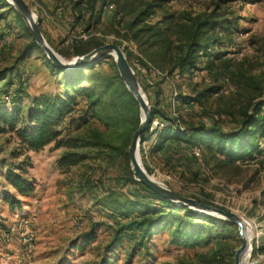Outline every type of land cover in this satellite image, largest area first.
<instances>
[{
  "label": "rangeland",
  "instance_id": "obj_1",
  "mask_svg": "<svg viewBox=\"0 0 264 264\" xmlns=\"http://www.w3.org/2000/svg\"><path fill=\"white\" fill-rule=\"evenodd\" d=\"M26 1L37 19L41 17L44 36L55 52L67 50L69 40L74 37H87L79 24L73 25L68 0ZM147 2L155 5L147 23L165 19L171 25V30L165 31V36L173 41L166 62H159L164 48L148 50L156 59L153 60L146 55L148 51L143 52L144 45L131 38L128 24ZM108 3L112 6L106 7L96 35L103 44L119 43L122 50L130 52L129 63L149 105L154 104L170 116L178 117L181 126L204 123L229 129L235 126L245 102L264 87V0H108ZM157 3L161 5L156 6ZM12 7L7 0H0V35L8 37V41H0V68L13 65L20 76H13L14 85L7 87L6 92L5 80H1L0 96L12 97L23 75L24 91L21 96L16 95L15 105L24 113L30 96L53 93L63 87L61 75L54 74L48 67L43 50L28 47L31 33ZM206 17L217 20L214 24L219 20L224 25L230 22V30L218 26L208 33L210 40L220 38L209 53L215 57L219 51L221 59L215 58L214 66L207 68L209 55L204 54L198 57L192 73L181 75L175 68L169 74L174 62L171 57L178 55L176 40L185 36L196 20ZM147 63L166 75L153 76ZM110 72V59H106L85 73ZM213 86L219 90L207 92L198 101L181 103L180 98H176V94L193 97ZM4 104L3 98L0 99V105ZM85 108L86 103L80 99L75 111L61 123L65 137H76L84 132L82 120H78L77 125L70 120L83 115ZM94 121L90 116L88 125H94ZM157 121H162L160 116H155L153 126ZM96 124L106 139L120 142L123 123L116 132L98 121ZM19 145L14 131L0 132V264H216L213 254L220 246L240 242L236 232H227L226 237L220 239L215 237L211 227L212 235L205 242L182 246L172 242L171 227L167 226L152 236L147 247L132 250L134 241L123 237L107 249L112 238L113 218L106 216L103 199L109 188L122 193L130 188L120 185L122 158L112 160L105 153L96 156V151L92 150L86 160L62 169L57 161L67 151L65 146L50 143L38 151L18 154ZM259 148L264 149V137L259 139ZM80 151L87 153L86 149ZM13 152L17 154L12 155ZM165 153L143 156L140 152L147 174L173 191L206 199L211 205L241 216L250 242L243 259L247 264H264V253L253 252L264 241V150L260 155L256 153L228 164L221 163V156L213 157L205 151L196 157L190 148L177 142H172ZM19 163L23 170L16 168ZM10 165L34 183L32 193L20 195L12 187L6 178ZM2 193L20 199V208L11 210L2 199ZM92 235L94 239L87 243L85 240ZM25 237L31 240L26 242Z\"/></svg>",
  "mask_w": 264,
  "mask_h": 264
},
{
  "label": "trees",
  "instance_id": "obj_2",
  "mask_svg": "<svg viewBox=\"0 0 264 264\" xmlns=\"http://www.w3.org/2000/svg\"><path fill=\"white\" fill-rule=\"evenodd\" d=\"M68 2H71L73 25L79 24L87 37H74L69 40L70 45L67 50L56 51L63 56H79L103 44L96 35V30L97 25L102 21L106 7L111 3H108V0H68ZM157 4L156 6L161 5V3ZM154 6L152 2H147L137 12L135 18L129 22L128 28L131 38L140 41L141 46L144 45L143 52L145 54L154 47L164 48L159 62H166L170 56L169 51L173 41L170 37L165 36V31L171 30V25L165 19L154 23L146 22L154 14ZM12 9L16 16L23 20L13 7ZM38 20L42 33L46 35L41 27V17ZM216 21L209 17L198 19L191 25L192 28L185 36H179L176 40L178 55H175L174 58L171 57L174 62L168 71L169 74L175 68L181 75L192 73L196 69L198 57L204 54L211 57L208 56L207 68L214 66L215 58L221 59V52L217 51L214 54L215 57L209 53V50L219 43L220 38L214 37L210 40L208 33L218 26L230 30V22L224 25L219 20L217 24H214ZM160 24L163 25L160 26ZM3 37L0 35V41L3 40ZM117 44L119 45V43ZM29 46L40 48L32 37ZM123 51L129 61L130 52L124 49ZM146 55L156 60L150 51ZM44 58L52 72L61 75L60 82L63 89L53 93L30 96L29 103L22 113L15 105L16 95L21 96L24 91L25 80L21 75L19 85L15 89L16 93L12 97L10 96V103L4 101L5 104L10 106L13 103L14 106L0 105V132H15L20 143L19 149L17 148V152L20 150L18 154L30 150L38 151L50 143H54L56 147L65 146L67 151L62 153L57 161L58 166L62 169H67L86 160L89 156L88 153L92 150L96 151V156L105 153L112 160L118 157L122 158L120 185L130 186V188H127L124 193L109 188L103 199L106 216L113 218L112 238L106 245L107 249L116 242L122 241L123 237L134 241L132 250L143 245L147 247L152 236L167 226L171 227L172 242L182 246L205 242L212 235L211 227L214 229L215 237L224 239L227 232L233 231L236 232L237 238L235 223L194 211L185 205L173 203L136 179L131 170L127 150L133 132L140 122V111L136 99L120 77L113 57L102 59H110L111 72L109 74L85 73L92 71L102 60L83 68L59 70L46 56ZM150 65L156 67L147 63V67ZM14 75L19 77L20 73L13 65L0 68V81L5 80L4 92L7 87L14 85ZM84 82L87 83L84 84ZM218 90L217 86H213L193 97L177 94L176 98H180L181 103L198 101L201 96H206L207 92H217ZM0 99H2L1 96ZM80 99L86 103L84 114H80L76 118L72 117L70 121L77 125L78 120H82L81 126H85L84 132L76 137H65L60 125L75 111ZM150 107V121L148 127L142 132L140 140V152L143 156L165 155L167 147L172 142L183 144L190 149L200 147L201 155L204 151L213 157L219 155L223 158L221 163L225 164L244 160L247 157L255 156L256 153L260 155L264 150L259 148V139L264 137V87L258 95L245 102L238 114L239 118L235 120V126L229 129L204 123H188L186 126H181L178 117L170 116L154 104H151ZM90 110H93L94 113ZM90 116L113 132L121 128V123H123L126 127L123 126V132L119 133L120 142L117 144L106 139L99 130L96 121H94V125H88ZM155 116H160L162 121H157L153 126ZM144 144H147V149ZM81 148L86 149L87 153L80 151ZM14 152L12 155L17 154ZM10 164L13 166L12 162ZM11 165L6 172L9 183L20 195L32 193L35 189L34 183L12 169ZM145 167L148 169L147 165ZM16 168L23 170L20 163L16 165ZM179 193L186 196L183 192L179 191ZM1 197L11 210L20 208V199L9 193H2ZM199 200L210 204L206 199ZM0 226H2L1 223ZM93 239L94 235L88 236L85 241L89 243ZM262 242L260 246L254 248V253L258 251L264 253V241ZM239 245L240 242L236 245L232 244V246H220L213 254V260L217 262L216 264H233L234 251ZM226 256L227 260H225Z\"/></svg>",
  "mask_w": 264,
  "mask_h": 264
},
{
  "label": "water",
  "instance_id": "obj_3",
  "mask_svg": "<svg viewBox=\"0 0 264 264\" xmlns=\"http://www.w3.org/2000/svg\"><path fill=\"white\" fill-rule=\"evenodd\" d=\"M7 2H9L21 15L34 41L43 50L51 63L59 70H74L83 68L85 66L95 64L97 61L106 57H113L119 75L125 83L126 88L136 99L140 111V122L138 127L133 132L132 139L127 150L131 170L136 179L145 184L152 191L166 197L173 203L185 205L194 211L235 223L237 226L238 237L240 239V245L234 251L233 264H247V261H244L243 259V255L245 252L249 251L250 242L244 233V220L241 216L232 211L207 204L196 198L184 196L179 192L173 191L169 187L160 183L158 180L152 179L144 169L140 158V140L142 132L148 127V123L150 121V105L123 50L118 45L108 42L93 48L83 55L74 56L71 59H65L60 54L55 52L47 43V40L39 27L40 22L26 0H7Z\"/></svg>",
  "mask_w": 264,
  "mask_h": 264
},
{
  "label": "built area",
  "instance_id": "obj_4",
  "mask_svg": "<svg viewBox=\"0 0 264 264\" xmlns=\"http://www.w3.org/2000/svg\"><path fill=\"white\" fill-rule=\"evenodd\" d=\"M111 6H112V5H110V7H111ZM82 37H83V38H86V36H83V35H82ZM3 41H4V42L8 41V37H6V36L3 37ZM149 69H150V71H151V74H152L153 76H155V77H162V76L166 75V73H165L164 71H162L161 69H159V68H157V67H154V66H152V65H150ZM176 95H177V94H176ZM2 98H3V100H4L6 103H10V96H9L8 94L3 95ZM191 151H192L193 155H195L196 157L201 155V149H200V147H194V148L191 149ZM24 240H25L26 242H28V241L31 240V238H29V237H25Z\"/></svg>",
  "mask_w": 264,
  "mask_h": 264
},
{
  "label": "bare ground",
  "instance_id": "obj_5",
  "mask_svg": "<svg viewBox=\"0 0 264 264\" xmlns=\"http://www.w3.org/2000/svg\"><path fill=\"white\" fill-rule=\"evenodd\" d=\"M245 224H246V223L244 222V228H245ZM247 230H248V229H247ZM245 231H246V228H245V230H244V233H245ZM246 235H247V234H246ZM248 237H249V236H248ZM248 237H247V238H248ZM244 254H245V253H244Z\"/></svg>",
  "mask_w": 264,
  "mask_h": 264
}]
</instances>
